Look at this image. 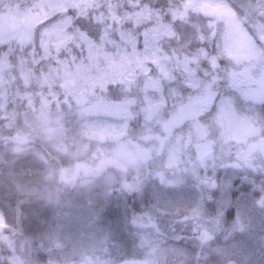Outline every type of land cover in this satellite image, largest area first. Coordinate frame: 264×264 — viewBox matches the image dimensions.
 I'll use <instances>...</instances> for the list:
<instances>
[{"label": "rangeland", "instance_id": "rangeland-1", "mask_svg": "<svg viewBox=\"0 0 264 264\" xmlns=\"http://www.w3.org/2000/svg\"><path fill=\"white\" fill-rule=\"evenodd\" d=\"M155 1L0 0V140L39 137L78 166L63 172L22 148L32 162L23 178L20 164L0 157L10 169L0 177L12 179L18 207L29 209L23 220L40 219L35 232L17 224L8 234L0 207V264H119L128 256L195 264L197 248L169 241L223 236L234 203L236 223L208 246L209 262L264 264V186L259 198L242 193L236 202L232 192L242 172L246 180L264 171V114L236 106L244 77L264 71V0ZM65 4L107 5L130 50L89 51L87 63L78 61L68 21L44 27ZM148 24L141 51L135 29ZM122 167L135 178L123 179ZM126 190L137 193L129 211L136 204L145 212L141 224L131 223ZM106 207H128L122 224L102 222Z\"/></svg>", "mask_w": 264, "mask_h": 264}, {"label": "trees", "instance_id": "trees-1", "mask_svg": "<svg viewBox=\"0 0 264 264\" xmlns=\"http://www.w3.org/2000/svg\"><path fill=\"white\" fill-rule=\"evenodd\" d=\"M149 2V0H147ZM162 0H156L155 2L160 4ZM180 23H177V25H179ZM183 30V34L187 31ZM213 52V51H210ZM210 52H208V54H211ZM214 54V53H213ZM211 54L213 57H218ZM140 107V105L138 106ZM138 111L133 112L131 118H134L132 121H136V122H140L142 119L140 116V113L138 115ZM131 121V122H132ZM32 148L35 150H39L47 159H49V161H52L55 163V165L57 166V168L63 172H68L70 169L74 168L76 169L78 166L74 165L73 159H70L69 157L66 156H61V155H56V153L54 152V150L52 149V147L45 142V140L36 137V138H29L27 140H25L24 142H19L16 139H13V137H11V139L9 140H0V157L2 158V162L3 164L6 165H13V164H20L21 168L18 171H22V173H20V176L23 178H28L27 176H29V172H27V170L29 169L28 166H30V164H32V162L30 161L29 157L26 158H22L23 154H22V148L26 149V148ZM22 158V159H21ZM21 159V160H20ZM260 161H262V164L264 165V160L262 159V157H260ZM74 166V167H73ZM9 166H2L0 168V175L2 177H5L6 175H8L9 170L8 169ZM118 171H120L119 173L121 174V177L123 179L129 178L132 173L130 172V169H125L124 167L120 168ZM243 173V172H242ZM241 173V174H242ZM241 174L238 176L240 178ZM10 175V174H9ZM13 178H16V176H12ZM20 177V178H21ZM132 177L135 178L134 174L132 175ZM243 177V176H242ZM133 178V179H134ZM249 178V179H246ZM243 180L242 178L237 181L234 182L233 186H232V192L234 195V198L237 199V197H239V195H241L242 193L245 194H250L251 196H253V198H259V195L263 193V187L264 186V171H260L259 173H254V174H250L249 177L246 176L244 177ZM242 190V191H241ZM127 191V190H126ZM128 194H126L128 196V200H127V205L129 206L128 211L130 210V208L133 207L132 203L136 202V195L137 193L135 192H128ZM136 204L134 205L135 208V213L132 212L130 213V211L128 212L130 214L129 218L131 219V223L133 225L136 224H141V221L146 220L145 217V212L142 213L140 212V210H138L136 207ZM0 207L4 213V216L6 217V221L9 224V231L8 234H11L10 231H12L13 228L16 229L17 224H20L22 230L23 227L25 226L26 228H29L27 230H31L29 232H35L38 223L40 222V219H35L32 223L33 224H29L27 221H24L23 219V215H29V209L27 208V206L22 207V211L20 210V208L18 207V200L15 199V192L13 189V184H12V179L11 180H7L6 182L3 181V178L0 177ZM127 208H126V212H127ZM111 208H107L104 211V217L102 218V222L104 221H112V219L116 218L118 220V224H122L123 219L125 220V213H121L118 211H115L112 209V211L110 212ZM19 210H20V214H19ZM235 211H236V207L235 205L229 209V214H228V223H236V218H235ZM35 224V225H34ZM232 227V225H231ZM236 234H238L237 236H235L236 238H240L242 236V233L237 229L234 230ZM14 233V231H12ZM234 233V232H233ZM161 235H164V232L161 233ZM186 235L188 237H190L191 234H187ZM165 236H169L168 234H165ZM176 239L175 237H172V240ZM241 240V239H240ZM208 241L212 242L214 240L209 239ZM132 249H129V251H131ZM190 250V249H189ZM198 252H197V264H215L214 260L210 261V259H212L213 257L210 256V254H208V249L207 248H201L200 246L197 247ZM249 251V250H248ZM207 256V258H206ZM44 255L40 254V258L42 259V261L44 260Z\"/></svg>", "mask_w": 264, "mask_h": 264}, {"label": "snow or ice", "instance_id": "snow-or-ice-1", "mask_svg": "<svg viewBox=\"0 0 264 264\" xmlns=\"http://www.w3.org/2000/svg\"><path fill=\"white\" fill-rule=\"evenodd\" d=\"M107 5L86 7L79 4H65L62 11L49 17L44 27L55 26L57 24L68 21V31L71 33L69 46L77 55V60L84 63L88 62L89 51H103L105 53H117L123 46L129 48L128 45L120 39L116 32L115 20H109L107 13ZM124 7H131L126 5ZM144 5H137L136 10L139 11ZM151 7V6H149ZM157 11H160L158 8ZM120 12V6L117 7V13ZM165 15L170 13H164ZM111 23L112 27H109ZM151 25H141L135 29L136 47L138 50H145L149 43L145 30ZM125 28H131V21L124 25ZM78 45V46H77ZM130 50V48H129Z\"/></svg>", "mask_w": 264, "mask_h": 264}, {"label": "flooded vegetation", "instance_id": "flooded-vegetation-1", "mask_svg": "<svg viewBox=\"0 0 264 264\" xmlns=\"http://www.w3.org/2000/svg\"><path fill=\"white\" fill-rule=\"evenodd\" d=\"M242 84H243V86H241V88H240L241 102L239 103V105H236L238 107V111L239 112L249 111V110L253 109L254 111H256L258 113L264 114V71L258 73V76H245L243 81H242ZM255 107H258L259 109L255 108ZM134 111H138L140 113L141 118L143 117V112L141 110H134ZM163 113H167L168 115H170L169 111L167 109L163 110ZM259 143H260V144H258L259 145V153L261 154V157L263 159V156H264V134H263V137L260 138ZM144 156H147V155L144 154ZM143 161H145V159H143ZM145 162H148V161H145ZM240 179L241 178L237 177L234 182H237ZM235 201L237 202L238 199L235 198ZM114 202L116 203V205L118 207L119 203L117 201H114ZM122 202H125L124 198L121 199L120 206L124 204ZM214 202H216L215 199H214ZM235 204L236 203H234V205ZM234 205H232L230 207V209ZM228 214H229V209L227 211V219H228ZM228 230H229V223L227 220V223H225V227L222 231L223 236H221V237H217V238L209 237L208 239L200 240V236L196 235L195 233L188 232L187 234H191L190 237H188L186 234L182 235V236L180 235L179 239L176 238V239L169 241V242L175 243L176 245L180 244V246H184V247L185 246L187 247L189 245V248H192V249H196L198 246H200L201 248H203V247L209 248L208 246H211L213 244H220V243H222V241H225L224 235H226V233H228ZM185 239L194 240L197 242L196 243H192L189 241L185 242ZM209 239H212L214 241L210 242V241H208ZM195 264H197L196 261H195Z\"/></svg>", "mask_w": 264, "mask_h": 264}, {"label": "water", "instance_id": "water-1", "mask_svg": "<svg viewBox=\"0 0 264 264\" xmlns=\"http://www.w3.org/2000/svg\"><path fill=\"white\" fill-rule=\"evenodd\" d=\"M148 156L150 155L149 153H147ZM145 157V161L149 160V157ZM120 264H150L148 262L145 261H139V260H124L122 261Z\"/></svg>", "mask_w": 264, "mask_h": 264}]
</instances>
